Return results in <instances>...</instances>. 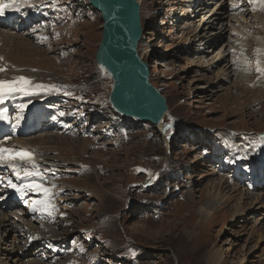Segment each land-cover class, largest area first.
I'll list each match as a JSON object with an SVG mask.
<instances>
[{
  "label": "rangeland",
  "instance_id": "rangeland-1",
  "mask_svg": "<svg viewBox=\"0 0 264 264\" xmlns=\"http://www.w3.org/2000/svg\"><path fill=\"white\" fill-rule=\"evenodd\" d=\"M41 1L59 12L50 39L21 36V11L13 31L1 22L0 80L29 81L26 93L8 96L15 112L32 118L35 106L49 125L56 118L46 134L22 139L55 165L56 186L35 223L12 219L0 264H264V187L249 185L264 158V5L198 0L194 10L193 0H139L140 53L169 104L158 131L108 106L112 79L95 61L100 12L86 0ZM192 11L201 13L190 20ZM213 183L229 197L202 219ZM10 238L20 241L16 254ZM33 247L34 258L20 250Z\"/></svg>",
  "mask_w": 264,
  "mask_h": 264
},
{
  "label": "water",
  "instance_id": "water-1",
  "mask_svg": "<svg viewBox=\"0 0 264 264\" xmlns=\"http://www.w3.org/2000/svg\"><path fill=\"white\" fill-rule=\"evenodd\" d=\"M87 1L104 21L95 61L111 76V108L124 117L150 122L162 131L168 98L152 83L150 64L139 52L145 33L139 0Z\"/></svg>",
  "mask_w": 264,
  "mask_h": 264
},
{
  "label": "bare ground",
  "instance_id": "bare-ground-1",
  "mask_svg": "<svg viewBox=\"0 0 264 264\" xmlns=\"http://www.w3.org/2000/svg\"><path fill=\"white\" fill-rule=\"evenodd\" d=\"M4 2H7V3H13V0H0V3H4ZM139 2H141V1H139ZM18 4H20V1L18 2ZM17 4V5H18ZM264 5V4H263ZM262 5V6H263ZM254 7V6H253ZM256 7V6H255ZM258 8V7H257ZM11 9H13V10H11ZM256 10V9H255ZM259 10V9H258ZM5 12L6 13H9V14H11V16L12 15H16L17 16V14H18V12H20V7L19 6H17V7H12V8H10V9H6L5 10ZM13 12V13H12ZM186 13L184 12V14L182 15V19L180 20L179 18V22H181V21H183V19L186 17ZM102 18V17H101ZM103 21V20H102ZM20 22H22V20H20L19 21V23ZM104 22V21H103ZM176 23H178V21L176 22ZM175 23V24H176ZM180 24V23H179ZM179 24H177L178 26H179ZM19 27H17V29H18ZM4 36H7V35H5V34H3ZM9 36L11 37V34H9ZM14 36V35H13ZM21 37V36H20ZM19 37V38H20ZM4 38V37H3ZM6 38V37H5ZM6 40V39H5ZM8 40V39H7ZM4 41V40H3ZM14 41V40H13ZM19 41V40H18ZM5 43V42H4ZM7 43H8V41H7ZM23 43V42H22ZM25 46H26V44H25ZM25 46H23V47H25ZM20 48H22V47H20ZM139 52H140V47H139ZM141 54V53H140ZM143 55H144V52H143ZM142 56V55H141ZM143 57V56H142ZM143 58H145V57H143ZM145 60V59H144ZM7 78V77H6ZM22 96V95H21ZM9 98L10 97H7L5 100H9ZM30 105V104H29ZM29 105H27V109H28V106ZM31 111H34L33 113L34 114H36V115H41V112L39 111V109H37V108H35V106H31L30 108H29V112H31ZM117 113V112H116ZM119 114V113H118ZM121 117H124V116H122L121 114H119ZM41 118V116L39 117V119ZM51 125H53V123H50ZM35 127H37V128H39L40 127V125L36 122L35 123ZM30 129H32V128H30ZM30 129H25L26 131H28V130H30ZM11 136V138H9L10 140L11 139H13L14 140V137H13V135H10ZM50 138V137H49ZM51 139H53L54 140V137H51ZM13 140H11L12 142H15V141H13ZM19 143L22 145V144H25V145H28L27 144V141H23L22 139L19 141ZM16 146V145H15ZM29 146V145H28ZM32 148V147H31ZM34 149V148H33ZM234 149V148H233ZM41 152V150H39V153ZM39 156H40V159H41V162L35 167V168H33V169H31V171L34 173L36 170H37V168L44 162V163H46L45 161H44V159H43V155H41V154H39ZM47 164V163H46ZM84 165V164H83ZM220 180V182L218 181L217 182V184L218 185H224V182H225V180H224V178L223 179H219ZM215 186H216V183H213L212 184V187H210L209 188V192H208V199H207V201H206V203L205 204H203V205H201L200 206V208H199V213H200V215H201V217H202V219H208V218H210V217H212L211 219H213V215H214V204L213 203H215V201L218 199V198H222V199H226L227 197H229L228 195L226 196V198H225V196H223L222 197V192L221 191H218V190H215ZM221 187V186H220ZM217 188V187H216ZM235 190V189H234ZM264 196V195H263ZM257 198V197H256ZM42 211V207L40 206V208H39V210H38V213H40ZM210 219V220H211ZM12 222H13V220H12V218H11V216H10V214H4V215H1L0 214V229H3V230H5V232L3 233H0V250H2L3 251V248H2V243H1V239L2 238H5V241H4V244H6V240H7V236H8V234H7V232L9 231V228L10 227H12ZM38 230V229H37ZM40 230V229H39ZM12 232H14V235H16V234H18V235H21L20 234V232L18 231V230H12ZM39 232V231H38ZM42 233V232H41ZM14 240H15V237H14ZM16 241H19L18 239L16 240ZM20 242V241H19ZM3 244V245H4ZM220 255H222V252L220 253ZM223 256V255H222ZM223 257H225V256H223ZM211 261L212 262H215V263H217V257H216V255L214 254L213 256H212V259H211Z\"/></svg>",
  "mask_w": 264,
  "mask_h": 264
},
{
  "label": "snow or ice",
  "instance_id": "snow-or-ice-1",
  "mask_svg": "<svg viewBox=\"0 0 264 264\" xmlns=\"http://www.w3.org/2000/svg\"><path fill=\"white\" fill-rule=\"evenodd\" d=\"M12 5L10 3L4 2V3H0V16L4 15L5 10L8 9L9 7H11ZM4 69H0V71H3ZM258 71H260V69H257ZM29 83L28 79L26 77H18L17 80L15 81H3L0 80V102H3L4 99H6L9 95L16 93V92H27V89L25 87V85H27ZM21 111H23V109L26 107V105H19ZM4 149H0V163H3L5 161L11 162L17 158L20 159H31V155L30 153H25V152H21V153H17L16 155H11V156H7L5 157L2 153L4 152ZM35 166V165H34ZM13 167H15L13 165ZM17 175L19 176V173H17ZM25 175H33L32 172H25ZM36 175H39V173H36ZM9 183L11 184V182L9 181ZM12 187H16V185L11 184ZM30 188H34L37 191L43 190L44 192H48L49 190L46 188H42L41 185L39 184H34V185H29Z\"/></svg>",
  "mask_w": 264,
  "mask_h": 264
},
{
  "label": "trees",
  "instance_id": "trees-1",
  "mask_svg": "<svg viewBox=\"0 0 264 264\" xmlns=\"http://www.w3.org/2000/svg\"><path fill=\"white\" fill-rule=\"evenodd\" d=\"M86 1H87V0H86ZM144 36H145V34H144ZM97 69L99 70V72H100L101 75L103 74L104 76H106V74H107L108 76H110L109 73H108L106 70H104L103 68H101V67L98 66V65H97ZM91 79H93V80L95 79L94 74H92ZM109 90H110V89H109ZM108 96H109V94H108ZM107 103H108V102H107ZM109 104H110V103H108V106H109ZM109 107L111 108V106H109ZM122 118H123V117H122ZM146 253H147V251L145 250V253L143 252V254H142V258H146V257H145Z\"/></svg>",
  "mask_w": 264,
  "mask_h": 264
},
{
  "label": "built area",
  "instance_id": "built-area-1",
  "mask_svg": "<svg viewBox=\"0 0 264 264\" xmlns=\"http://www.w3.org/2000/svg\"><path fill=\"white\" fill-rule=\"evenodd\" d=\"M84 11H82V13H83ZM75 48V47H74Z\"/></svg>",
  "mask_w": 264,
  "mask_h": 264
}]
</instances>
